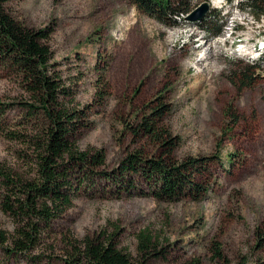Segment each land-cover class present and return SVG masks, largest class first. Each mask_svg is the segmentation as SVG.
<instances>
[{"label":"rangeland","instance_id":"1","mask_svg":"<svg viewBox=\"0 0 264 264\" xmlns=\"http://www.w3.org/2000/svg\"><path fill=\"white\" fill-rule=\"evenodd\" d=\"M237 1H195L193 10L207 2L205 14L219 13L216 35L198 19L166 27L129 0L3 4L17 21L48 31L53 69L68 92L63 102L83 110L81 121L87 123L75 135V146L101 151L104 163L87 175L75 171L72 205L29 251L10 255L0 245V264H62L66 237L80 240L102 230L113 233L117 247L135 260L136 234L144 228L159 237L163 251L144 264H213V244L231 264H264V241L256 233L264 230V18L255 19ZM250 61L260 64L258 76L241 87L236 71ZM0 101L12 104L7 122L22 126L25 112L17 102L28 96L1 69ZM159 103L166 109L155 122L174 140L171 158H203L198 178L207 191L197 201H161L104 178L118 174L131 152L153 158L164 152L161 141L135 132ZM31 155L27 144L0 134V162L6 167L30 176ZM130 178L135 189L147 191L141 177ZM14 226L0 209V229L11 236Z\"/></svg>","mask_w":264,"mask_h":264},{"label":"trees","instance_id":"2","mask_svg":"<svg viewBox=\"0 0 264 264\" xmlns=\"http://www.w3.org/2000/svg\"><path fill=\"white\" fill-rule=\"evenodd\" d=\"M0 0V69L16 77L29 101H18L25 115L20 125L7 122L5 115L12 105L0 101V134L10 140L27 144L32 150V174L24 176L0 162V209L15 222L11 236L0 229V245L10 255L21 254L34 248L42 232L71 205L75 195L74 172L87 175L104 163L101 151L79 150L73 141L78 130L86 126L84 111L67 107L63 98L68 94L53 69L52 53L46 44L48 31L26 26L14 19ZM140 12L166 27L186 24L185 18L193 10L196 0H129ZM238 7L259 20L264 18V0H240ZM219 13L209 12L198 19L206 32L220 33ZM260 64L244 63L236 71V81L250 86L256 80ZM166 104L159 103L147 117H143L135 132L143 131L153 140L161 141L164 152L158 157L143 156L138 150L127 154L118 174H108V181H119L127 192L149 194L161 201H177L188 197L199 200L206 187L198 176L203 158L188 157L174 161L170 154L174 140L164 137L165 130L156 125ZM158 121V120H157ZM228 162L232 163L231 153ZM129 173V177L125 174ZM130 175L141 177L147 191L135 189ZM258 242L264 241V230L257 228ZM137 257L117 247L114 234L104 230L78 240L65 238V250L60 254L62 264H144L151 258L161 257L159 237L147 229L136 234ZM261 245V244H259ZM213 264H231L219 245L213 244ZM183 264H192L185 262ZM237 264H259L240 261Z\"/></svg>","mask_w":264,"mask_h":264},{"label":"water","instance_id":"3","mask_svg":"<svg viewBox=\"0 0 264 264\" xmlns=\"http://www.w3.org/2000/svg\"><path fill=\"white\" fill-rule=\"evenodd\" d=\"M207 8H208V4L207 2H203L201 7L195 9V10H192L190 13H188L186 15V19H200L204 16V14L206 13L207 11Z\"/></svg>","mask_w":264,"mask_h":264},{"label":"bare ground","instance_id":"4","mask_svg":"<svg viewBox=\"0 0 264 264\" xmlns=\"http://www.w3.org/2000/svg\"><path fill=\"white\" fill-rule=\"evenodd\" d=\"M198 47H200V46H198ZM198 47H197V48H198ZM202 59H203V56L201 55V56L198 57L197 60H202Z\"/></svg>","mask_w":264,"mask_h":264}]
</instances>
